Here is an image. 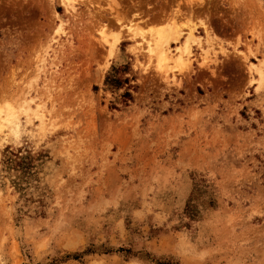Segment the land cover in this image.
<instances>
[{"label":"rangeland","instance_id":"1","mask_svg":"<svg viewBox=\"0 0 264 264\" xmlns=\"http://www.w3.org/2000/svg\"><path fill=\"white\" fill-rule=\"evenodd\" d=\"M262 60L264 0H0V264H264Z\"/></svg>","mask_w":264,"mask_h":264},{"label":"bare ground","instance_id":"2","mask_svg":"<svg viewBox=\"0 0 264 264\" xmlns=\"http://www.w3.org/2000/svg\"><path fill=\"white\" fill-rule=\"evenodd\" d=\"M61 2L67 9H74L75 4H76V2H78V0H61ZM195 24L193 23V25H190V23L188 24L185 21L183 23H179L175 20H172V22H168L166 24H162V25H159L156 27L149 28L147 30L148 33L141 30L140 26L139 27L136 26L135 30L134 31L130 30L131 32H129V33H131V35L133 34L134 36L135 35H142L143 40H145V42H146L145 44H146V49L148 51V54L150 55V57L153 56V57L157 58V64H158L159 68L164 69L165 67L169 66L167 63L170 59H172V60L176 61V66L174 65L175 67H178V69H179V66H181V69H183V68L187 67V65H188L187 59L185 58L184 54H189L191 41H197V39H199L195 35V30H196ZM202 26H203L204 30L206 31L207 35H209L211 32L209 30V26H207L206 23H202ZM127 28L131 29L130 26ZM183 33H186L187 38H186L185 42L183 43V45L181 47H178V49H180V52H179V55L177 56V58L175 59L171 56L170 48H171L172 43L177 42ZM107 35L108 34H106V36ZM106 36L104 35L103 39H105L106 43H108L110 41H108L109 38ZM114 42L115 41H113V43ZM109 46H110V44H109ZM41 61H44V59ZM263 65H264L263 60L261 61L260 65H256V70L259 73V75L261 76V79L264 78V71L262 69ZM32 98H33V96H32ZM26 104H27V102L24 101V102H22V104H19V107H17V106L13 107L12 105H9V104H7L3 107L0 106V130L8 128L11 132L15 133L18 129V119H19L17 108H18V111L21 108L25 109V111L27 113L28 110L30 109V107H29L30 104L29 105H26ZM38 106H40V107L35 108V110L41 108V104H38ZM41 118H43V117L41 116Z\"/></svg>","mask_w":264,"mask_h":264},{"label":"clouds","instance_id":"3","mask_svg":"<svg viewBox=\"0 0 264 264\" xmlns=\"http://www.w3.org/2000/svg\"><path fill=\"white\" fill-rule=\"evenodd\" d=\"M36 243H37L38 249H42L43 248V246H44L43 242L36 241ZM201 259H203V257H201Z\"/></svg>","mask_w":264,"mask_h":264},{"label":"trees","instance_id":"4","mask_svg":"<svg viewBox=\"0 0 264 264\" xmlns=\"http://www.w3.org/2000/svg\"><path fill=\"white\" fill-rule=\"evenodd\" d=\"M8 160L11 161V162H14V161H13V158H11V157H9ZM16 163H17V162H16ZM18 165H19V163H18Z\"/></svg>","mask_w":264,"mask_h":264}]
</instances>
